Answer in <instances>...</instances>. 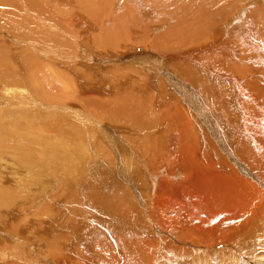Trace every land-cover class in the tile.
Here are the masks:
<instances>
[{
    "label": "rangeland",
    "instance_id": "rangeland-1",
    "mask_svg": "<svg viewBox=\"0 0 264 264\" xmlns=\"http://www.w3.org/2000/svg\"><path fill=\"white\" fill-rule=\"evenodd\" d=\"M0 1V66H2L0 67V219L1 217L4 218V220H0V264H4V262L6 263L8 259L9 260L7 263L12 262L13 260H20V264H26L25 262H27V264H32L33 262L34 264V262L38 261V257L47 259V257H50V254H48L50 251L49 248H53V244L57 240L61 241L62 239L66 242V244L73 246V254L77 255L76 253L80 246V240H76V242L70 240V236L73 233L72 231H75L81 225L87 226L88 232V230L91 228L96 229V226H99L101 221H106L107 225H104L106 229H109V226H111L112 229H115L117 228V223H120L119 219L121 217L127 220L125 225L131 226L132 229L138 226L145 227L144 229L148 231V233L145 232L148 234L147 237L145 234L142 237L140 236L139 239L133 241L130 239L127 242H118L117 244V257L123 256L122 250L125 248L127 251L125 252L126 255H128L127 253L130 251H133L136 256L138 254L137 257L131 258V262L133 264H151L152 262V264H264V171H262L260 168L258 170H253L255 168L252 169L250 164L237 160L234 157V153H231L232 159H235L237 164H233L231 161H229L231 165L228 163L226 164L234 167L233 169L235 171L239 170L240 168L241 171H243L241 177L237 178V181L234 184L235 186H232L233 178L229 175H224L223 182L226 185L225 187L229 185V191L226 192V194L223 193V189L227 188H218L215 191V194L213 193L214 190L212 192L208 190L207 193L203 192L205 191L204 187H202V184L198 182L202 181L204 176L201 178L197 177L195 180L193 179L194 181H191L192 177H190L188 180V178H186L184 173L180 170V168L184 166L183 162L185 160L179 149L180 146L178 141H180V139L178 140V138H175L176 134L173 133V131L171 132V129L173 130L175 127H180L179 123L182 119L181 114L177 112V103L175 100L177 97L179 98V95L174 94L176 98H171L172 95L170 96V94H168L167 97V94L163 96L164 93H161L160 85L165 86L166 82L163 81L165 75L161 76L163 74L162 71L160 73H156L155 77H152L151 80L142 79L151 89L150 91H146V88L141 84L140 81L141 76L143 75V70L141 69L142 65H140L141 68L137 70L131 68H124L120 70L117 69V66L118 68L128 65L130 66L135 64V62L141 58H146L144 55L136 56V52L130 51L131 49L138 50L139 46H141L142 48L140 49L143 50L141 53H147L145 50L151 49L157 53L163 52L161 47L164 45V43L156 44V42L152 41V38H154L152 35H156V32H152V35L149 33L151 36L150 37L149 34L145 35L144 31L140 30L139 28L135 29L133 26L128 24L126 29H120L118 34L116 32L114 37L115 40L122 36H126L127 38H130L133 45H129V47H126L124 50H120L118 53L117 51H111L110 55H113V57L106 56L109 57L110 60L107 58L106 61H99V63H95L96 59L93 58L90 61V65L92 66H95L96 64L100 65V69H102L101 72L108 70L110 77H104V75L99 76V74L94 73L95 71L91 68V66H89L88 69V65L85 64L89 50L96 52L94 50V46L90 44V38L92 37L90 34H98L93 28H90L89 30L86 27L87 21L94 20L95 18L97 20L105 19L110 21V23H112L114 26L125 24V22H128V19L126 18L127 16L125 15L127 13L125 10H127L128 7L126 5L129 4L130 1L121 0L120 3H118L117 0L112 1L113 5H110L109 8H106L108 10H105L106 16L102 15L103 18H99L101 17L100 12L94 10L91 11L88 8L89 4L87 2H90V0H84V2H81V0H37L39 2L32 0L34 2L32 4L27 3L28 0H6V2L5 0ZM248 1L249 0H243L244 3H239V0H236V2L232 4L230 8H228V5H225L224 3L225 6L223 5V10L218 12L216 17L217 21L219 22V25L216 26V38L224 36V34H226L225 37H227L229 30L235 28V26L239 28L240 32L241 30H246L251 33H256L251 28L247 27L251 26L252 24L256 25L257 18L253 17L257 13L252 15L250 21L247 20V16L256 8H264V5L262 4V0H251V5H248ZM22 2L25 6L24 9L21 7ZM235 5H238V8L243 9L241 11V17H238V19L236 17L232 18V10ZM143 6L147 5L143 4ZM25 8L29 9L26 10ZM21 12L23 13V16H21V14L19 15ZM107 14H109V16ZM227 14L228 16L226 17ZM39 15L46 17V20L44 21L45 23H41V21L44 19L38 20L40 26H42L41 28H37L35 26V22L37 21L35 18ZM51 15L55 16L54 19H57L54 20V22L56 21L55 25L57 26L58 31H50L46 29V21L48 22V20H50L51 24L53 23V18ZM117 15L119 16L117 17ZM154 15L156 14H152L151 16L154 18ZM114 16L118 19V21H113L111 19ZM121 16L125 17L126 19ZM22 17H25V21L27 23L23 21V24V22L19 19ZM229 17L232 19V21H230L231 19ZM68 18H74V24L79 22V20L84 21L81 25L75 26L76 28H80L79 33H81V30L83 29L84 34L76 35V37L74 34L69 32L67 35L66 33L68 32V29H72L71 25H69L72 21L69 22ZM16 19L18 21H16ZM167 19L171 20L169 21L170 24L175 23V21L172 20L173 17L171 19L168 17ZM180 20L182 23L184 22L183 19ZM107 21L105 23L106 25L104 24V27L111 26V24L107 23ZM229 22L232 23L230 26H228V30H220L221 24L226 25ZM21 26L22 28H20ZM52 27L53 29L55 28V26H50L49 28L52 29ZM97 27H99V25H97ZM60 28L61 30H59ZM86 30L90 33L86 34ZM157 32L158 33L156 37H159L158 34L163 32V28H160ZM170 32L174 31L171 29L168 31V33ZM55 33H57L56 38L58 37L59 40H62L61 42L56 41ZM64 33L66 35H63ZM48 34H51V39H48ZM142 34L144 43L140 40L137 41V37ZM164 34L165 33L160 34L162 36L160 39L166 40V34ZM147 37L150 40L148 39V41H146ZM246 37L248 39L247 43L244 45L246 57L242 55V58L240 59H235L233 57L231 58L237 60L239 64L249 65V67H251V73H255L253 78H260L261 76L264 77V62L251 59L250 54L248 53L249 47H254L255 49L256 47H259L261 49L260 51L262 52H258V54H262V58L264 59V34H260L261 40L249 36ZM72 42L77 44L75 45L76 47L72 46L71 50L75 56V62L73 65H71V63H73V60L71 59L73 56L70 58L67 53L66 55L64 53L67 46L66 44ZM136 42L137 44H142H138L136 47ZM143 44L147 47L143 46ZM226 44L229 45L227 42ZM117 56L129 57L119 61L117 60ZM198 58L203 59L205 62L207 61L205 56L201 54L198 55ZM4 60L5 62H3ZM165 60L166 62H164V67L165 69L167 67L166 71L169 68L168 72L173 75V78L178 77V79L185 83V85L193 88L189 82H187L185 79L183 80L180 73H177L179 70L174 67L175 63H181V59H169L170 61L167 59ZM4 65L5 67H3ZM37 65H39L38 69ZM254 70H257V74ZM259 70L261 71L260 75ZM56 71L67 76L69 75V77H59L60 75H58ZM7 73H9V75ZM122 77L125 78L123 79ZM35 78H39L40 80L42 79L43 82L38 79V82L41 85L38 83L37 90H31L33 87L31 84L35 85ZM173 78H171V80ZM63 79L69 83L72 81V84H74L75 87L70 86L68 88L65 83L63 85L61 81ZM107 80L109 81L108 83H111L113 86H120L122 88L121 92L125 95H133L130 96L135 98L134 100L132 98V107H136V105L138 106L139 104L146 105L149 109L150 117H158V119L161 117L160 122L163 121V123L161 122L154 128H150L149 134H147L145 129H143L144 131L142 132V130L140 131L139 129L130 127L136 121L133 120L134 122L132 121L131 123L132 119L128 118L127 116H121L122 112H119L122 111V108L120 107H122V104L127 101V98L122 96L116 97L112 85L110 86L108 84V91H104L102 94L104 97L101 94H97L103 98L98 111H103V117L105 118L101 119L100 121V130L99 126L96 128V125L93 124L94 121H91V119L89 120L87 114L82 113V111L86 112L88 110H94V108H92L93 101L96 100L95 96L88 92L86 87L92 85L89 83H95L97 81V83H107ZM243 83H245L244 79ZM254 86L258 87V83L253 82V87ZM9 88L10 90H8ZM82 88L86 90L84 91ZM73 89L78 90L73 91ZM24 91L27 93L26 96H28V94L32 95V100L29 101V104L33 105L32 109L29 108L28 105L20 106V103L15 104L16 99L24 96ZM87 96H90L88 100ZM83 101L85 102L83 103ZM61 102L63 104H61ZM261 103H263L262 100L256 101V104ZM141 107L143 106H140L139 108ZM262 107H264V104ZM64 108L65 110L66 108L71 110L72 114H74L73 112H79L82 114V116L85 115L84 117L86 124L83 123V126L85 124L86 128L95 127V131H99L101 134L98 135L97 138L94 136V141L91 139V136H87L86 140H83V142L81 141L82 147L79 146L78 143H73L70 145L68 140L57 138L55 132L62 137H66L67 132L72 130V125H67L66 123L68 121L65 122L63 119H61V125L58 126L60 128L59 133L55 128L57 121L54 120V117L45 118V115L54 113L55 111H57L56 113L64 112ZM32 111L36 116L30 114ZM127 111L130 113V110L127 109L126 112ZM140 111H142V109L139 110V112ZM90 113L94 114L93 112ZM72 116H70L71 119ZM151 118H147L146 120H151ZM72 121H75V119H72ZM16 122H22V124L31 128V132L29 134L26 130L22 132L18 128V125L15 124ZM50 122L52 123L49 127L48 125ZM38 123L44 128L39 127ZM147 126L150 125L147 124ZM50 128L51 130L54 129V132L50 131ZM155 128L157 131H155ZM222 130L224 132L226 131L224 128H222ZM173 134H175V136ZM101 135L110 137L113 143L110 140H105ZM153 135L156 136L154 137ZM158 135H160V137L163 139L161 140L163 141L161 145H165L162 148L166 152L165 155H162V158L158 155L163 162L155 164L154 162L157 160L156 155L154 156L153 154L150 159L148 158V160L144 156L146 154L145 150L147 149L148 152L149 147L148 144L146 146L145 142H148L151 145V142L155 141L153 139ZM223 138L227 146H230V140L227 138L225 133H223ZM75 141H77V139ZM110 142L113 145H111ZM98 147L100 148L101 152ZM141 147L144 150L140 149ZM253 148L254 147L252 146V149ZM117 152L118 157H116ZM65 155L69 156L72 160L77 157L80 159L78 163L81 164L79 165L76 162L72 163V161L68 160ZM124 158L127 160L126 163H123V161H125L123 160ZM140 162L146 167L145 169H149L148 173H154L152 171L155 169L159 170V172L154 175H148L147 171L145 170L146 173H144V171L140 169L142 167ZM128 164L137 166L136 168H139V171L144 173V182L139 180L140 178H133L134 175L131 176V178L129 177L128 173L126 175L125 167ZM238 164L241 165V167L237 166ZM225 177H227V179H225ZM97 179L100 180L98 181ZM224 179L225 181H228L229 179V181L225 182ZM91 180H93V182ZM213 180L214 179H210L208 181L212 182ZM240 180L249 182V186L241 188L240 186L242 183ZM105 181H108V185H116V188L112 190L114 193L113 195L109 194V191L105 193L109 196V198L117 196L115 191L117 190V182H119V185L123 189H127L129 191L132 202L130 206H132L134 203L136 207L134 211L129 209L131 212L129 218L124 217L123 214L118 215L117 211H109L108 207L102 205L98 200L99 197L97 196L100 195L99 193L101 191L105 192L104 188L101 189L99 185L103 184ZM86 183L87 187L85 185ZM142 183H146V185H142ZM120 191L122 190L120 189ZM255 191L257 192L255 193ZM217 192H221V194L218 196L221 195L222 197H218ZM147 193L149 194L148 197ZM66 194L69 195L68 198L70 197V199L68 200L70 202L67 201ZM228 194L230 195L229 199L227 198ZM260 194H263L262 197L259 196ZM74 198L75 200L72 201ZM217 198L220 203L216 201ZM231 198H234V200ZM84 203H87L88 205ZM134 218L135 221L133 220ZM15 224L17 225L15 226ZM41 224L44 226V228ZM23 226L26 230H24ZM139 229L140 228L136 230ZM13 231L15 235H13ZM19 231H21V233ZM46 231H48V233ZM140 231L143 232L141 229L139 232ZM43 232L46 235H44ZM130 234L132 236V232ZM136 235H138V233H135L134 236ZM31 241H33V244H30ZM42 242L44 244H41ZM142 242H148L147 244H144L146 245L145 247L148 248V251L144 252L139 247V245L143 246ZM34 243L39 244L35 245ZM40 244L43 246H40ZM148 244L150 245L148 246ZM18 245H21V248ZM93 247L90 246L91 249ZM139 248L141 250H139ZM41 249L42 251H40ZM168 249L171 250L172 253L168 252ZM44 251H46L47 254L44 253ZM14 252H16V254ZM139 253H143L142 256L140 255L139 257ZM112 258L116 259V257ZM3 259L6 260L4 261ZM58 259L60 258H57L56 261L51 259V262L54 264L58 263ZM81 259L84 258L82 257ZM90 260L91 259H89V261ZM43 262L45 261L43 260ZM45 264L47 263L45 262Z\"/></svg>",
    "mask_w": 264,
    "mask_h": 264
},
{
    "label": "bare ground",
    "instance_id": "bare-ground-1",
    "mask_svg": "<svg viewBox=\"0 0 264 264\" xmlns=\"http://www.w3.org/2000/svg\"><path fill=\"white\" fill-rule=\"evenodd\" d=\"M35 1H37V0H35ZM112 1H114V0H90V2H87V3L89 4L88 8L91 11L94 10V11L100 12L101 17H99V18H103V16H106V11L105 10H108L106 8H109L110 5H113ZM120 1L121 0H117L118 3H120ZM122 1H124V0H122ZM128 1H130V2H129V4L126 5L128 7H127V10H125V11H127V13L125 15L127 16L126 18L128 19V22L127 23L125 22V24H119L117 26H114V25H112V23H110V21H107L105 19L97 20L95 18H94V20L87 21V26L86 27L89 30H90V28H93L94 30H96V33H98V34L94 33L93 35L90 34V36H92L90 38V40H91L90 44H92L94 46V50L96 52H92L91 50H89V53L87 54V58H86L85 64L88 65V69H89V66H91V68L95 71L94 73L99 74V76L100 75H102V76L104 75V77L105 76L107 77V76L110 75L108 70H106L105 72L104 71L101 72L102 69H100V65H98V64H96L95 66L90 65V61L93 58L96 59L95 63L96 62L99 63V61H106L107 58H108V60H110V58L106 57V56H112L113 57V55H110L111 51H113V52L117 51V53H118V52H120V50H124L126 47H129V45H133L131 40H130V38H127L126 36L125 37L122 36L120 38H117L116 40L114 39V37L116 35V32L118 34L120 32L119 31L120 29H122V28L126 29L127 24L130 25V26H133L135 29L139 28L140 30L144 31L145 35H148L149 33L152 35V32L153 33L156 32V35H157V33H158L157 31H159L160 28H163V32L158 34L159 37L158 36L156 37V35H152V36H154V38H152L153 42H156V44L164 43V45L161 44L162 45L161 50L163 52L157 53V52H155V51H153L151 49V50H145V51H147V53H141V51H143V50L140 49V48H142L141 46L138 47L139 48L138 50L137 49H133L134 50L133 51L132 49L131 50L129 49L132 52H136V54H135L136 56L144 55V56H146V58H141L140 60L135 62V64L130 65V66L129 65L128 66H122V68H118V66H117V69L120 70V69H124V68H126V69L127 68H131V69H136L137 70V69H140L141 68L140 65H142L141 69L143 70V75L141 76V73H140V76H141V80L140 81H141V84L146 88V91H148V90L150 91L151 89L145 84V81H143L142 79H150L151 80L152 77H155L156 73H158V72L160 73L162 71L163 74L161 76L165 75L163 81L166 82L165 86L160 85L161 86V93H164L163 96H165L167 94L166 95V97H167L168 94H170V96L172 95L171 96V98H172V97H175L176 94L179 95V98L175 97L176 98L175 100H176V103H177V110H178L177 112L179 114H181V118L182 119H181V121L179 119L180 127L179 128L175 127V128H173V130L171 129V132L173 131V133L176 134L175 138H178V140L180 139V141H178V144L180 146L179 149H180V152L182 153V156L184 157V160H185L184 162L182 161L184 166L180 168L181 172L184 173L185 177L188 178V180H189L190 177H192L191 181H194L195 178H197V177L201 178V177L204 176L203 177L204 179L202 180L203 183H202V181L198 182V183L202 184V187H204L205 191H203V192L207 193L208 190H210L211 192L214 190L213 193L215 194V191L218 188L219 189L227 188V189H223L224 190L223 193L226 194V192L229 191L228 190L229 185L227 187H225L226 185L223 182L224 175H229L230 177H232L233 178L232 179L233 180L232 181V186H235L234 184L237 181V178L241 177V174L243 173V171H241V168L239 169L238 167H236L239 170L235 171L233 169L234 167L229 166V165L226 164V163L230 164L229 161H231L233 164L234 163L237 164L236 160L234 159L235 160L234 161L232 159L231 153H234V157L237 160L243 161L244 163H247V164H250L252 169L255 168L253 170H258L260 168L262 171H264V107H262V105L264 104V77L261 76L260 78H258V77H254L253 78L255 73L254 72L251 73V70H250L251 67H249V65H247V64H244V65L239 64L237 62V60H235V59L242 58V55L245 56L244 45L248 41L246 36L253 37V38H258V39L261 40L260 34H264V8L263 7L262 8L261 7L256 8L254 11L252 10L253 12H251L247 16V18H248L247 20L250 21L251 18H252V15L257 13L253 17V18H257L256 25L252 24L251 26L247 27V28H251L256 33H254V32L251 33V32L246 31V30L245 31L241 30V32H240L239 28H237L235 26V28H232V29L230 28L231 30H229V32L227 34V37H225L226 34H224V36L216 38V36H217L216 26L219 25L218 24L219 22L217 21V18H216L217 15H218V12L222 11L225 5H228V8H230L231 5L236 2V0H128ZM254 1H256V0H254ZM5 2H6V0H5ZM37 2H39V1H37ZM81 2H84V0H81ZM242 2H243V0H239V3H242ZM248 2H249L248 5H251L252 1L249 0ZM24 3H25V1H24ZM24 3L23 2L21 3L22 9H24V7H25ZM27 3L32 4L34 2L32 0H28ZM224 3H225V5H224ZM143 4H146L148 7L147 6H143ZM262 4L264 5V0H262ZM41 5H42V3H41ZM27 9H29V8H27ZM39 9H40V6H39ZM242 10L243 9L238 8V5H235L233 10H232V14H233L232 18H234V17H236L237 19H238V17L240 18ZM34 11H35V9H34ZM16 14H17V12H16ZM20 14H21V16H23L22 12L19 13V15ZM109 14H107V15L109 16ZM152 14H156V15H154V18L151 16ZM41 15L36 16V18H35L37 20L35 22V26L37 28H41L42 27L39 24V21H38L39 19H44V20L41 21V23L46 20V17H43ZM119 15H117V17ZM14 16H16V15H14ZM227 16H228V14L226 15V17ZM25 17H22V18H19V19L22 22L23 21L26 22L25 21ZM51 17L53 18V23L51 24L50 20H48V22L46 21V24H45V25H47L46 29H48L50 31H54V30L58 31L57 30V26L55 25L56 21L54 22V20H57V19H54L55 16H53V15H51ZM121 17H123V16H121ZM168 17H170V19L173 17L172 20H174L175 23H171L170 24L169 21H171V20H168L167 19ZM4 18H5V16H4ZM123 18L126 19L125 17H123ZM179 18L183 19L184 22L182 23ZM111 19L113 21H118V19L115 16L112 17ZM74 20H75L74 18L73 19H71V18L69 19L68 18L69 22L72 21L69 25H71V28L73 30L72 29H68V32L66 34L68 35L69 32H71L75 36L79 35V34L80 35L84 34V31H83L82 28H81L82 29L81 33H79L80 32L79 31L80 28H76L75 27L77 25H81L84 21L79 20V22L74 24ZM192 20H196V21H192ZM16 21H18V20L16 19ZM106 21H107V23L111 24L110 27H104V24L106 23ZM230 21H232V19ZM24 22H23V24H24ZM231 23L232 22H229L226 25H222L221 24L220 30H222V31L228 30L229 29L228 26H230ZM49 25L50 26H55V28L53 29V27H52V29H50ZM57 25H58V23H57ZM97 25H99V27H97ZM44 26H43V28H44ZM20 28H22V26ZM171 29L174 32L168 33V31L171 30ZM59 30H61V28ZM127 30H128V28H127ZM27 31H28V29H27ZM89 33L90 32H88V31L86 32V34H89ZM162 33L166 34V35L164 34L165 37H166V40L165 39H160V37H162L160 34H162ZM66 34L64 33L63 35H66ZM150 34H149V36H150ZM47 36H48V39H51V34H48ZM56 36H57V33H55L56 41L57 42H61L62 40H59L58 37L56 38ZM142 36H143V34L138 36L137 37V41L140 40L142 42L143 41ZM53 37H54V34H53ZM148 39L149 38L147 37L146 41H148ZM221 41L223 42V44H222ZM226 42L229 43V45L226 44ZM143 43H144V41H143ZM135 44H136L135 46L137 47V45L139 43L137 44V42H136ZM141 44H139V45H141ZM66 45L67 46H66V50L64 51V53H65V55L67 53V55L70 58L73 56L71 58L73 60V63H71V65H73L74 62H75V56H74L73 51H71V50H72V46H75L77 44L72 42V43H68ZM143 46H145V45L143 44ZM59 47H60V45H59ZM145 47H147V46H145ZM260 50L261 49L259 47H256V49L254 47H249L248 53L250 54V58L264 62V59L262 58L263 57L262 54H260V53L258 54V52H262ZM137 51H138V53H137ZM199 54L205 56L207 61L205 62L203 59H199L198 58ZM128 57L129 56H120V57L117 56V60H119V61L120 60H124V59H126ZM231 57H233L235 59H233ZM165 59H167V60H169V59H181V63L180 64L179 63H175L174 67L177 70H179V72H177V73H180V75L183 78V80L185 79L187 82H189L193 86L194 89L192 87H190V86L185 85V83L180 81L178 79V77L177 78H173V75L170 72H168L169 68L166 71L167 67H166V69L164 67L165 66L164 62H166ZM3 62H5V60ZM0 67H2V66H0ZM3 67H5V65ZM38 67H39V65H37V69H38ZM111 67H113V66H111ZM254 71H256V74H257V70H254ZM56 73H58V75H60L59 77L62 76V78L63 77L64 78H68L69 77V75L68 76L64 75V74H62V73H60L58 71H56ZM260 73H261V71L259 70V75H260ZM7 74L9 75V73H7ZM120 74H122V73H120ZM137 75H139V74H137ZM10 76H12V75H10ZM12 77H14V76H12ZM174 77H176V76H174ZM171 78H173V79L171 80ZM8 79H9V77H8ZM38 79L35 78V81H36L35 85L36 86L34 84H31V85H33L31 90H37V86H38V83H39ZM58 79H60V78H58ZM243 79H244L245 83H243ZM108 80H107V83H103V82L97 83L98 81L95 82V83H89V84H92V85H89L88 87H86L88 89L87 91L92 93L95 96L96 100L93 101V107L92 108H94V110H97V111H94V110L86 111L85 110L86 112L82 111V113L87 114L88 119L89 120L91 119V121L92 120L94 121L93 124L96 125V128L99 126V130H100V121H101V119L105 118V117H103V111H101V112L98 111V109L100 108L99 106L101 105V102L103 101L102 96L104 97V95H102V94L104 93V91H108V89H109V88H107L108 84L110 86L112 85L111 83H108L109 82ZM125 80H127V79H125ZM40 81H42V79ZM61 81H62L63 85L65 83V85H67L68 88L70 86L75 87V85L72 84V81H70V83L68 81L64 80V79L61 80ZM45 82H46V79H45ZM253 82H257L258 83V87H255V86L253 87ZM10 83H14V82H10ZM156 83H157V81H156ZM242 83H243V85H242ZM104 84H107V85H104ZM11 85H13V84H11ZM112 88H113V91L115 92L114 94H115L116 97L117 96L118 97L122 96V97H126L127 98V101H125L122 104V107H120V108H122V111H119V112H122L121 116H127L128 118L132 119L131 123H132L133 120H135L137 122V123L136 122L133 123L132 126H130V127H134L135 129H139L140 131L142 130V132L144 131L143 129H145L147 131V134H149L150 128H154L157 124H159L161 122L163 123V121L160 122L161 117L159 119H158V117H155V118H151L152 116L150 117L149 109L147 108L146 105L139 104L138 106L136 105V107H132V102H133V100L135 98L130 97V96H133L131 94L125 95L124 93H122L121 92L122 88L120 86L117 87V86H113L112 85ZM137 89H138V87H137ZM139 89H141V88H139ZM8 90H10V88ZM40 90H42V89H40ZM75 90L77 91L78 89H75ZM75 90L73 89V91H75ZM123 91L126 92L125 90H123ZM97 94H101L102 96L100 97ZM23 95H24L23 97H19L18 99H16V103L15 104L20 103V106H23V105L27 106L28 105V107L32 109L33 105L29 104V101L32 100V98H31L32 95L28 94V96H26L27 93L25 91L23 92ZM59 98H60V96H59ZM89 98H90V96H87V100ZM132 98H133V100H132ZM257 100H262L263 103L256 104ZM84 102L85 101H83V103ZM169 102H171V101H169ZM9 103H10V101H9ZM49 103H50V101H49ZM61 104H63V103L61 102ZM168 105H169V103H168ZM95 106H97L98 108L95 107ZM140 106H143V107L139 108ZM165 106L168 107L167 105H165ZM60 108H62V107H60ZM67 108H66V110L64 108L65 111L61 112V113H56L57 111H55L54 113H49V114L45 115L46 116L45 118L54 117V120L57 121V125H56V127L55 126L54 127L56 128V131H58L59 133H60V128L58 126L61 125V123H60V122H62L61 119H63L65 122L68 121L66 123L67 125H72L71 126L72 130L67 132L66 137H62V136H60L59 134H57L55 132V134L57 135V138H63V140H68V143L70 145L73 144V143H78L79 146L82 147L81 143L83 142V140L87 139L86 138L87 136H91L92 137L91 139L94 141L95 140L94 136H96V138H97L98 135L101 134V133H99V131H97L98 133L95 131L96 130L95 127H93V128H86L85 127V124H86V120H85V117H84L85 115L82 116V114L79 113V112H73L74 114H72L71 113L72 111L67 109ZM127 109L130 110V113L128 111L126 112ZM141 109H142V111L139 112V110H141ZM89 111L93 112L94 114L90 113ZM30 114L36 116L33 111ZM70 116H72V119H75L76 122L72 121ZM147 118L148 119L151 118V120L147 121L146 120ZM36 120H37V117H36ZM51 123L52 122L49 123V125H48L49 127L51 126ZM83 123H85L84 126H83ZM15 124L18 125V128L22 132H24L25 130L28 132V134L31 132V128H29L28 126L22 124V122L21 123L16 122ZM147 124L150 125V126H147ZM44 125H47V124H44ZM39 127H43V126L42 125L40 126V124H39ZM222 128L226 129V131L224 132L222 130ZM53 130L54 129L51 130V128H50V131H53ZM221 130H222V132H221ZM155 131H157L156 128H155ZM164 133H165V131H164ZM223 133H225L227 135V138H229L230 146H227V144L224 142ZM175 134H173V135L175 136ZM101 136H103V135H101ZM153 136L155 137L156 135H153ZM103 137H104L105 140H107V141L110 140L113 143V141H112V139L110 137H108V136L107 137L103 136ZM76 139H77V141H75ZM139 139H141V138H139ZM232 139L234 140L235 143L233 142ZM117 140L119 141L118 138H117ZM153 140H155V141H152L151 145L148 142H145L146 146L148 144L149 147H148V152H147V149L145 148L146 149L145 150L146 154L144 156L148 160V158L150 159L153 154H154V156L156 155V159L157 160L156 161L154 160L155 161L154 163L155 164L156 163L159 164V163L163 162L161 160V158H162V155H165L166 151H164V149L162 147L165 146V145H161L163 143V141H161V140H163V139L160 137V135H158ZM137 142H139V141H137ZM112 143H111V145H113ZM145 144H144V146H145ZM252 146L254 147L253 149H252ZM75 149H74V152H75ZM98 149L100 150L99 147H98ZM140 149H142V147ZM142 150H144V149H142ZM162 151H163V153H162ZM100 152H101V150H100ZM137 152H138V150H137ZM71 153H72V151H71ZM63 157H64V155H63ZM116 157H118V152H117ZM224 157H225V159H224ZM66 158L68 160L72 161V163H74V162L78 163V161L80 160L77 157L74 158V160H72L69 156H66ZM123 160H125V158ZM126 162H127V160L123 161V163H126ZM143 162H144V160H143ZM140 164H141V162H140ZM252 164H253V167H252ZM141 166L142 167L140 169L143 170L144 173H146V171H147L148 175H150V174L154 175V174H157V172H159V170L155 169L154 171H152L154 173H148L149 169L148 170L145 169L146 167L143 165V163L141 164ZM237 166L241 167V165H239V164ZM136 167L137 166H133L132 164L126 165V167H125L126 168V175L128 173L130 178H131V176L134 175L133 178H140L139 180H142L144 182L145 181L144 173H141L139 171V168H136ZM151 170H152V168H151ZM147 174H146V176H147ZM193 175H195V176H193ZM207 176H208V178L211 177L210 179H214V180L212 182L208 181L210 179H208ZM225 179H227V177H225ZM225 179H224V181H225ZM91 181L93 182V180H91ZM146 181H147V179H146ZM198 181H199V179H198ZM214 181H216V182H214ZM228 181H229V179H228ZM228 181H225V182H228ZM107 182L105 181L103 184H101L102 186L99 185V187L101 189L104 188L105 192H103V191L100 192L99 191L100 195L97 196V197H99L98 200L100 201V203L102 205L108 207L109 211H112V210L113 211H117L118 215L123 214L124 217L129 218V216L131 214L129 209H131L132 211H134V209H136L134 203H133L132 206H130V204L132 202H131V199H130L131 197H130L129 191L127 189H123L119 185V182H117V190H115L117 196L109 198V196L107 194H105V193H107L109 191V194L113 195L114 193H113L112 190L116 188V185L115 184L114 185L111 184L112 185L111 186V185H108ZM240 182L242 183V185L240 186L241 188L242 187L245 188V187L249 186V182H246V181H243V180H240ZM263 182H264V178H263ZM143 184L144 183H142V185ZM85 185L87 187V183ZM144 185H146V183ZM73 186H75V185H73ZM65 188H64V190H65ZM80 189H82V188H80ZM120 189L122 191H120ZM256 192L257 191H255V193ZM75 193H76V191H75ZM219 194H221V192H217V196ZM262 195L263 194H260L259 196L262 197ZM68 196L69 195H67V201H69L68 199H70V197L68 198ZM148 196H149V194L147 193V197ZM218 197H222V196L220 195ZM229 197H230V195L228 194L227 198L229 199ZM231 199L234 200V198H231ZM74 200H75V198L72 201H74ZM87 200H88V198H87ZM216 201L218 203H220L218 198L216 199ZM85 202H87V201H85ZM207 202H208V200H207ZM72 204H75V203H72ZM84 204H87V203H84ZM201 204H202V202H201ZM95 210H96V208H95ZM73 217H74V215H73ZM81 217H83V216H81ZM1 219L4 220V218H2V217H1ZM67 220H69V219H67ZM133 220L135 221V218ZM119 221H120V223H117V228H115V229H112L111 226H109V224H108L109 229H106V227L104 226V225H107L106 221L105 222L101 221L99 226H96V229H92L91 228L90 230H88L89 233L87 232V229H88L87 226H81L79 224L80 227L78 228L76 226L78 229L75 228L76 230L74 229L75 231H72L73 233L70 236V240L71 241H75L76 242V240L77 241L80 240L79 241L80 246H79L78 251L76 253L77 255L73 254L74 253V249H73L72 245L66 244V242L63 241V239L62 240L60 239L61 241L56 239L57 241L54 244L52 242L53 248H49L50 251L48 252V254H50V257H47V259H49V260H47L46 258L44 259L43 257L42 258L38 257L39 258V259L37 258L38 261L34 262V264L35 263L36 264H45V262L47 264H54L53 262H51V259H53V261H56L57 258H60V259H58L57 260L58 263H55V264H60V263H62V264H91V263L92 264H133L131 262V260H132L131 258L132 257H137L138 254L136 256V254L133 251H130L129 253H127L128 255H126L125 252H127V251L125 250L126 248L124 247L125 249L122 250L123 251V256L122 257H117V247H118L117 244H118V242H121V243L122 242L124 243V241L127 242L130 239H132V241L136 240V239H139L140 236L142 237L143 235L148 233V231L146 229H144L145 227H138V226L135 227L134 229H132L131 226L125 225V222H127V220L124 219L123 217H121L119 219ZM5 222H6V219H5ZM40 223H41V221H40ZM97 223H99V222H97ZM16 225L17 224H15V226ZM23 225H25V224H23ZM58 227H59V225H58ZM71 227H72V225H71ZM23 228H24V226H23ZM43 228H44V226H43ZM138 228H140L143 232H141V231L139 232L140 229L136 230ZM4 229H5V227H4ZM60 229H61V227H60ZM24 230H26V229L24 228ZM19 232L21 233V231H19ZM46 232L48 233V231H46ZM131 232H132V236L130 234ZM20 233H18V234L21 235ZM135 233H138V235L134 236ZM13 235H15L14 231H13ZM44 235H46V234L44 233ZM51 236H52V234H51ZM147 236H148V234H146V237ZM130 237H132V238H130ZM37 238H35V239L38 240ZM45 238H46V236H45ZM63 238H65V237H63ZM50 241H52V240H50ZM4 242H6V241H4ZM31 242H30V244H33V241H31ZM44 242H46V241H44ZM151 242H154V241H151ZM147 243L148 242H142L143 246L139 245V247L144 252L148 251V248L145 247L146 245H144V244H147ZM27 244H28V242H27ZM34 244L37 245L39 243H37V244L34 243ZM41 244H44V243L42 242ZM41 244H40V246H43ZM129 244H131V243H129ZM137 244H139V243H137ZM149 245L150 244H148V246ZM31 246H33V245H31ZM90 246L91 247L94 246V247L91 249ZM140 248H139V250H141ZM36 249H38V248H36ZM15 251H17V250H15ZM40 251H42V249ZM168 252L172 253V251L169 250V249H168ZM14 253L16 254V252H14ZM44 253H46V251H44ZM3 254H5V253H3ZM6 254H7V252H6ZM89 254H92V255H89ZM142 254L139 253V257H140V255L142 256ZM147 256H149V255H147ZM18 257H20V256H18ZM31 257H33V256H31ZM82 257L84 259H81ZM112 257H116V259H113ZM163 258H165V257H163ZM89 259H91V260L89 261ZM3 260L5 261L6 259H3ZM8 260H7V262H8ZM30 260H31V258H30ZM43 260L45 262H43ZM19 261L20 260H18V261L13 260L10 263H7V262L5 263L4 262V264H20L21 262H19ZM151 261H153V260H151ZM23 263H24V261H23ZM25 263L27 264V262H25ZM29 263H30V261H29ZM32 264H33V262H32Z\"/></svg>",
    "mask_w": 264,
    "mask_h": 264
}]
</instances>
